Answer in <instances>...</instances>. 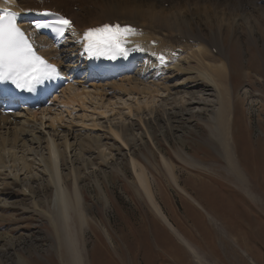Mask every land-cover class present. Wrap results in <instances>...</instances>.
Here are the masks:
<instances>
[{
  "label": "rangeland",
  "instance_id": "1",
  "mask_svg": "<svg viewBox=\"0 0 264 264\" xmlns=\"http://www.w3.org/2000/svg\"><path fill=\"white\" fill-rule=\"evenodd\" d=\"M102 1L66 0L68 10L64 8L61 10L72 15L80 12V19L87 22L103 15L108 19L115 17L131 21L139 20L137 17L124 15L121 11L114 13L111 3L122 7L127 4L126 0H104L107 2L103 3V7ZM152 1L145 0L142 6H139L145 9L148 6L147 10L164 14L174 10V5L178 3L186 10L182 19L177 20L179 26L175 27L172 33L166 30L171 35L165 32L168 35H165L167 41L162 42L164 46L172 48L180 42L183 44L189 36L193 37L199 33L201 39L205 37L210 42L213 41V36H216L222 44L224 57L226 53L229 65L233 64L236 68V71H230L229 80L234 86V101H237L236 125L240 132L245 131L249 134L248 137L237 133L236 138L240 140L242 167L250 185L247 188L228 168L223 150L218 145V141L211 136L213 132L209 122L212 119L211 108L205 110V107L200 106L201 104L192 105L188 107L189 109L184 108L179 99L180 95L174 98V93L171 92L169 113H165L162 107L154 112L140 110L137 100L145 101L142 96L125 95L121 97L122 99H115L118 101V104L113 106L116 111L108 113L115 114L118 109L121 114L115 116V119L112 116H108L111 119L102 115L99 117V111H94V109H106L105 106L102 107L103 104H100L99 108H96V105L95 108L92 107L93 105L88 108L93 100H90L91 103L87 102L86 106L80 107L75 104V108L79 106L76 108L77 111L70 106L73 115L79 114L70 117L69 106L64 103L65 96L61 97L60 105L54 104L56 109H53L52 113L64 111L65 121L70 122L74 119L75 125L80 124L76 125L77 127H88L98 131L103 138L107 153L110 152L105 163L97 148L93 144L87 145V153L92 154L94 164H90L89 169H84L86 174L83 170L80 181L88 219L83 225L84 233L81 231L82 224L78 215L72 222L78 229L80 243L86 248L84 250L86 262L88 264H160L166 258L168 261L165 263L169 264L173 258L170 255L174 251H180L186 255L191 264H213L212 262L220 264V259L224 260L223 264H228L224 254L227 251L231 256L230 246L234 244L240 252V257L248 264H264V0H159V2L155 0L154 7ZM185 4L188 9L185 8ZM83 5L91 7L92 11L87 7L83 8ZM200 6L210 7L213 10L211 16L202 17L206 14L199 8ZM127 12L128 10L124 11ZM246 13L253 15L252 20L253 22L256 20L255 24H248ZM189 41L194 40L189 39ZM172 42L174 45L171 44ZM254 62L258 64V71L262 77L254 75L256 73L253 74L252 70L246 72L248 67L254 68ZM181 82L182 80L176 84L192 86ZM164 86H167V83H164ZM197 86L205 90L204 93L211 91L204 79L198 80ZM248 86L249 88L252 86V93L256 96L253 103L251 97L244 100V90ZM83 87L80 86L78 89ZM92 104L97 103L95 101ZM128 105L132 107L134 115H130ZM85 113L91 116L86 115L89 118L84 120L86 116L83 118L82 115ZM79 119L80 121L83 119L85 123L82 125L80 121L77 122ZM87 120L92 123L89 124ZM96 120L103 126L95 128ZM110 122L118 125V131L123 133L129 144L128 148L110 131ZM258 142H260L258 152L262 156L257 159L258 162H253L254 146ZM132 156L149 170L159 202L182 228L187 232L189 229L193 230L195 238L191 236L194 240H199L197 231L204 233V227L199 224L196 227V224H192L184 217L185 206L195 207L206 217L211 225L208 227L205 224V226L214 242L207 239L204 241L206 243L204 250L200 249V251L212 262H199L192 254L191 259L188 254V251H191L186 243H183L185 239L179 235L180 232L170 228L168 223L154 213L151 203L133 179ZM162 156L177 166L179 184L188 188V192L194 197L189 198L191 202L184 200L185 195L178 183L172 179ZM255 165L258 167L255 168ZM9 172L5 171L6 174L0 176L2 197L12 198L5 205L0 204V264H64L69 261L70 255L64 241H62L61 254L56 251L57 236L49 222L48 212L43 211V209L49 210V202L54 198V190L42 182L30 184L43 206L36 210L31 206L32 201L28 196L22 193L20 185H14L9 179ZM187 178L196 179L206 185H198L196 188L195 185L188 183ZM67 182L70 187L73 186L72 178H67ZM225 193L233 195L236 206L233 201L227 202L228 195ZM227 228H230L232 235L241 234V238L247 243V248L245 245L238 246L232 236L224 232ZM215 229L219 232L217 233ZM212 231L213 234L210 233ZM223 236L231 243L220 245Z\"/></svg>",
  "mask_w": 264,
  "mask_h": 264
},
{
  "label": "bare ground",
  "instance_id": "2",
  "mask_svg": "<svg viewBox=\"0 0 264 264\" xmlns=\"http://www.w3.org/2000/svg\"><path fill=\"white\" fill-rule=\"evenodd\" d=\"M144 1L145 0H126L127 4H124L125 6L122 7L111 3L113 4L114 13L121 11L124 15H130L139 19L131 21L130 19L124 18L122 23L133 24L144 29V34H138L135 38L140 42V46L143 50L148 53L143 60L140 58L137 68L132 73H124L117 76L115 80H98L89 74L85 62L76 57L75 50L77 44L73 43L71 40L65 38L61 42L54 44L44 36L33 32L37 46L43 49V52L50 58H53L54 61H57L62 65H65L67 61L71 64L73 61L71 60L70 55H72L73 59H75L74 63L83 64L82 66L85 68V77H77L76 82H70L68 87L62 91V97L65 96L64 103L69 106V108H66H68L70 112L72 109L76 110V108L79 107L77 106L75 108V104L80 105V107L86 106L87 102L91 103L90 100H93L94 102L92 101V103H95L96 101L98 105L91 103L90 106L88 105V108L91 107V105H93L92 107L94 108L96 106V108H99L98 106L103 104V106H101H105L106 109L95 110L93 108L94 111H99V117L100 115L103 117L112 116V118L114 117L113 119H115V116L121 114L118 112V109V113L108 114L109 112L116 111V108L113 106H115L116 103L118 104V101L115 99L121 98L125 95L130 97L138 95L139 97L142 96L143 100H145L143 102H139L140 99L137 100V104L139 105L138 109H146L150 112H154L162 107L166 113L170 110L169 101L170 98H172L171 92L174 93V98L180 95L179 99L182 107L184 108L197 104H201L200 106L205 107V110H210L209 108H211L212 119L209 121L213 131L211 136L218 141V145L223 150L225 159L228 161V168L233 171L236 174V177H238L248 188L250 185L249 178L242 167L243 157L241 156L242 153L239 149L240 140L239 138H236V134L238 133L239 135L248 137L249 134L245 131L240 132V129H238L239 127L236 125L237 101H234V86L229 80L230 71H236V68L233 64L231 66L229 65L226 59V53L224 57V51L221 47L222 44L216 36H213V41L210 42L205 39V37L201 39V33H199L193 37L189 36L183 44L178 41L180 42L179 45L177 44L174 47L172 46V48L170 45L169 48L164 46L162 42L167 41V36L165 35L172 33L174 31L173 29L179 26V21L177 20L182 19L186 10L182 7V5L177 3L174 5L175 7L173 6L174 10H171L170 12H166L164 14H161L162 12L159 11L151 12L150 9L147 10L148 6H146V9L145 7H140ZM104 2L107 1H102V7ZM19 3H26V9H52L56 11L59 10L58 8H64L65 10H68L66 0H40V2L23 0ZM45 3H51V6H44ZM154 3L155 0L152 1L153 7ZM135 4L138 6H134ZM13 7L15 6L11 0H7V2H5V0H0V15L4 13V9H8L10 11ZM82 7H87L89 8V11L91 10V7L85 5ZM199 8L205 11L206 16L202 17H209L213 12L210 7L200 6ZM124 9L128 10V12L124 13ZM72 16L76 21V27L71 32L73 35L79 33V29L82 31L85 27H93L108 22L119 21L121 19L115 17L108 19L105 15H103L94 19L92 18L89 22H87L80 19V12L74 13ZM29 17L30 15L27 16V18ZM245 18L246 20L248 19V24L256 23L255 19L254 22L252 20V14L248 15V13H246ZM217 20L219 21L218 18ZM157 24L158 26H156ZM177 32L178 31H176V33ZM169 38L170 37H168V40H170ZM150 39H156L159 42L158 47L156 48L157 51H165L167 49L176 51V48H181L182 51L179 52L176 57L169 55V58L171 59L170 63L164 66H159V60L149 54L151 48L149 45L144 43V41L148 43ZM189 39L194 41L190 42ZM209 43L213 44L210 45ZM171 44H173V42ZM60 53L64 54L65 57H61ZM253 67V69L248 67L249 69L246 70V72L252 70L253 74L256 73L254 75H260V72L258 71V64L256 62L253 63ZM166 69L168 70L166 71ZM169 74L170 77H168ZM166 78L169 80H166ZM203 79L206 80L208 86L211 88V91L209 90L208 93H204L203 91L205 90H202V88L197 86V81ZM181 80V84L188 83L192 86H178L176 82H180ZM170 82L175 83L169 84ZM164 83H167V86H164ZM80 84L84 87L78 89ZM250 88L249 86L246 87L243 95L244 100L251 97V102L253 103L256 96L252 93V86H250ZM197 95L199 96L197 97ZM70 106H72L71 110ZM128 110L130 115L134 113L131 106H129ZM52 111L53 108L49 107L44 108L41 111H34L25 114H0V176L5 175V171H10L8 173L9 179L12 180L14 185H20L22 193L26 197L28 196V198L32 201L31 206L36 210H38V208H43V206L38 199V194L30 184L42 182L45 183V185L47 184L50 186L54 190V198L49 202V210L43 209V211L48 212L47 216L49 218V222L51 223V227L57 236V239L55 240V249L59 254H61L63 247L62 241H64L70 255V260L66 261L64 264H88L84 254V250L86 248H83L80 243L78 229L76 225L72 223L74 221V217L79 216L82 224L81 231L84 233L85 230L83 225L88 222V219L86 214L85 196L80 186V181L82 179L83 170L89 169V165L92 163L94 164L92 154L87 153V145L93 144L97 148V151L101 154L102 161L105 163L108 161L110 152L107 153L105 144L103 143V138L98 131L89 129L88 127H77L76 125L79 123L75 125L74 119L70 122L65 121L66 117L63 113L64 111L62 112L63 114L61 112V114H54ZM73 114L74 112H70V117L71 115L72 117L79 115ZM86 115L91 116V114L85 113V115H82L83 118ZM47 116L49 118H47ZM87 116L84 120L89 118H87ZM96 116H98V114ZM93 119L95 120V118ZM107 119L111 118L108 117ZM84 120L82 119L80 121L79 119L77 122L80 121L82 124L85 123ZM90 122L91 121L88 123L90 124ZM95 123H97V120ZM100 126L103 125L97 123L94 127L98 129ZM109 129L116 138L120 139L126 145L127 148L129 147L123 133L118 131L117 124L110 122ZM259 144L260 142L254 146L255 157H253V162H258L257 159L262 156V154L258 152V148L260 146ZM162 159L168 167L172 179L178 183L180 189L183 191L185 195L184 200L191 202L190 199L194 197L190 192H188V188L186 189L184 186L179 184L177 166L173 162H168L164 156H162ZM131 167L133 170V179L141 188L144 195L147 197V200L151 203V208L154 213L160 216L165 223H168L169 227L171 226L170 228L174 229L176 232H180H178L179 235L183 236L185 239V242L183 243H186L192 253L189 252L183 245L180 246L188 251L190 257L191 254L194 255L199 262H209V258L205 257L200 251V249L204 250L206 245L204 241L207 239H209L210 242H214L208 235L207 228L205 226V224L208 227L211 225L207 221L206 217L203 216L195 207L185 206L184 212L186 215L183 216L192 224H196V227L199 225L204 227V233L202 231H197L199 240H194L192 238V236L195 238L193 230L189 229L187 232L184 228H182L157 199L152 178L147 167L133 156L131 157ZM257 167L258 166L255 165V168ZM84 174H86L85 170ZM66 177L72 178V187L68 185ZM187 181H189L188 183L190 185H195L196 188L198 185H206L204 182L196 179L191 180L190 178H187ZM260 187L262 188L261 184ZM225 195H228V193H225ZM10 198L11 197L7 196L3 198L0 193V204L5 205ZM228 201H233V204L236 206V199H234L233 195H228L227 202ZM198 204L200 205L199 201ZM216 231L217 233L219 232L218 230ZM224 232H226L228 236H232L238 246L242 247L245 245L247 248V243L241 238V234L232 235L230 228H227ZM107 233L110 235L109 232ZM210 233L213 234V231ZM221 233L219 234L221 235ZM222 243L226 244L231 242L224 237V239L221 240L220 245H222ZM230 248L232 250L231 256H229L227 251H225L224 254L228 264H248L245 259L240 257V252L234 244L230 246ZM170 257L173 258L169 264H191L186 255L180 251H174ZM167 261L168 260L164 258L160 264H167L165 263ZM212 263L215 264L214 262ZM223 263L224 260L220 259V264ZM253 263L255 262L253 261Z\"/></svg>",
  "mask_w": 264,
  "mask_h": 264
},
{
  "label": "snow or ice",
  "instance_id": "3",
  "mask_svg": "<svg viewBox=\"0 0 264 264\" xmlns=\"http://www.w3.org/2000/svg\"><path fill=\"white\" fill-rule=\"evenodd\" d=\"M18 15L8 9H4V14L0 15V81H10L18 89L34 92L38 85L55 80L61 74L54 64L37 54L29 37L17 23ZM35 27L49 28L62 36L72 27V23L59 16L45 24L36 22ZM134 31L130 26L104 24L86 29L80 43L89 57L104 56L112 60L118 56L127 58L129 51L124 47L125 36Z\"/></svg>",
  "mask_w": 264,
  "mask_h": 264
}]
</instances>
